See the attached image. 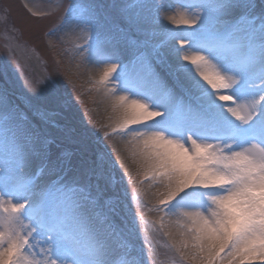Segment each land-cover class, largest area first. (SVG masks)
<instances>
[{
	"label": "rangeland",
	"instance_id": "obj_1",
	"mask_svg": "<svg viewBox=\"0 0 264 264\" xmlns=\"http://www.w3.org/2000/svg\"><path fill=\"white\" fill-rule=\"evenodd\" d=\"M176 8L193 21L165 26L162 13L177 16ZM220 10L233 14L229 22ZM169 41L198 54L231 47L237 53L228 66L242 75L193 94L172 68ZM104 46L116 57H107L112 82L84 72L89 55ZM206 57L208 65L212 56ZM258 57L264 62V0H0V264H96L86 257L91 242L107 264H261L262 192L248 181L247 203L227 196L242 175H264V164H243L238 156L229 157L234 164L217 163L196 147L197 165L180 172L182 163L159 157L145 135L161 134L156 138L168 144L178 139L177 120L189 114L202 120L192 126L194 140H205L201 132L212 125L236 128L242 145L264 146V123L244 101L258 91L250 80ZM146 74L160 85L143 80ZM146 86L179 109L158 120L159 128L118 124L101 111L109 94L145 100ZM186 96L208 113L187 108ZM213 106L230 109L219 116ZM258 131V139L248 137ZM116 138L123 139L120 147ZM223 138L230 136L210 140L222 156L221 145L233 147ZM144 154L151 163L155 155L164 160L154 168L136 164ZM26 155L29 175L19 165ZM173 175L182 183L174 190ZM194 215L215 235L226 233L223 239L206 240L209 230ZM109 241L114 249H106Z\"/></svg>",
	"mask_w": 264,
	"mask_h": 264
},
{
	"label": "bare ground",
	"instance_id": "obj_2",
	"mask_svg": "<svg viewBox=\"0 0 264 264\" xmlns=\"http://www.w3.org/2000/svg\"><path fill=\"white\" fill-rule=\"evenodd\" d=\"M179 10V11H178ZM184 9L182 8H176V13L179 15H172V13L169 12H163L162 14H165L162 17V22L165 26H174L177 25L179 22H183L185 20L191 19L193 21V17H190V13H185L183 11ZM222 14H225V21L227 23L228 20L232 17V13L226 10H220ZM178 17V18H176ZM229 18V19H228ZM229 22V21H228ZM78 26L75 25L71 32H75L77 30ZM167 51L169 54L168 57L169 59L173 62L172 68H175L177 70V73L179 75V80L181 83L184 85H187V88H192L190 90L191 93L196 94L195 90L198 89H203L206 85H212L217 83L220 79L224 78L226 80H229L230 77H232V74L235 75L238 74L240 76V73H237L236 71L233 72L231 68L228 66L229 64H232V61L235 58V49L231 47H224L222 50L216 51L213 50L214 52H208V51H203L201 52L202 54H198L196 50H187L183 49V46L181 47L180 45H174L171 41H169L166 45ZM190 47H194L193 45H190ZM186 48V47H185ZM215 53V54H214ZM212 56V60H209L207 62L208 65L213 66L212 68H208L210 66L204 64V60L207 58L206 56ZM107 57L110 58H116L114 56V53H110L109 47H100V49L94 53L89 55L87 58L88 65L85 69V73L89 74L91 77H96V79L103 78V80L112 82L114 79L112 78V73H111V68L108 64V62L112 61L109 60ZM187 59V61L183 64H178L181 60ZM109 60V61H107ZM261 58L258 57V62L256 65V68L253 70V74L251 76V81L256 85L258 91L253 90L251 94L247 95V98L244 100L245 104L248 103V107L244 104V102H237L238 106L241 108L242 111H249L252 108L253 110V115H254V120L257 121V123H264V104L261 102H264V62L261 60ZM179 66H181L182 69H179ZM147 75V74H146ZM153 75V74H152ZM143 76V80H149L152 79V84L155 85V83L159 84L154 76ZM242 75V74H241ZM131 75H128L129 77ZM136 79V78H135ZM138 79V77H137ZM150 83V82H147ZM220 83V82H219ZM218 84V83H217ZM160 85V84H159ZM158 87V86H157ZM159 89V88H158ZM207 88H205L206 90ZM161 90V89H160ZM143 91V96L146 97L144 98L145 100H142L140 97L137 96H132L129 92L124 93V97H120L116 94H109L108 97H105L104 100L100 102L101 106V111L105 113L106 115H109V119L114 120V121H119V123H124L126 125H130L132 123H143L145 125H152V129H156V127L159 128V122L158 120H161L164 117H170V113L174 111H179V109H174V102L173 101V107L169 106L168 99L163 95L160 96L158 94L157 90H151L149 86L145 87ZM163 91V89H162ZM222 91V90H221ZM219 92V91H218ZM221 93V92H219ZM105 94V93H103ZM190 94V93H189ZM192 95V94H191ZM260 95V96H259ZM186 107L189 109H197L201 110L203 113L205 112V115L208 113L207 109L205 107L200 108L199 102L195 100L193 97H187L186 96ZM147 101V102H145ZM150 101L151 103H149ZM243 101V99H242ZM261 101V102H260ZM148 103V105H146ZM243 105H245V110H243ZM197 107V108H196ZM199 107V108H198ZM172 109V110H171ZM230 108L226 107H215L213 106L212 111L214 114L224 115L225 113L229 112ZM177 111V112H178ZM233 111V110H231ZM230 111V112H231ZM187 113V110L185 111ZM210 112V109H209ZM224 112V114L221 113ZM189 113V112H188ZM195 113H199L196 112ZM211 113V112H210ZM179 123H181V127L179 128V134L176 136L178 139H173L172 138L169 140L170 142L168 144H162L160 140H158L156 137H159L161 134L158 133H153V131L147 132L145 135L150 137V147L152 150H156V153L159 157H163L165 160H170L174 163H182V166H179L180 172H187L188 173V167L191 164L197 165L198 162L195 163L194 161V156L196 154L195 148L197 147V150H201L200 152H204L206 157L213 156V158L216 159L217 163L223 162L224 160L228 163H233L231 159H229L230 156H238L239 159L241 160L243 164H245L247 161L249 162H259L258 164L263 165L264 164V146L258 147L253 144H250L249 146L242 145L240 144L241 141L239 137L243 134L242 132L238 131L236 128H231L228 129L230 130V138H225L224 141H226V144L229 142L233 145L231 149H228L224 147L226 150L223 151V146L221 145V150H222V155H218L213 151L214 149L218 148L217 144L219 143H213L211 142V138L215 136V134H218V132H221L222 130H217V127H214L212 125L209 126L208 130L205 132H201L205 140H194V137L198 134L197 130L191 131L192 126L194 125H202V120L197 119L196 116H192L188 114L184 119H178L177 120ZM263 122V123H262ZM117 123V122H116ZM197 123V124H196ZM200 123V124H199ZM190 126V127H189ZM204 128V127H203ZM186 130L188 133L191 134H186ZM226 131V130H225ZM264 132V130L262 129ZM223 132V131H222ZM221 132V133H222ZM258 131V135L254 136L253 133H250L248 137L254 138V140L258 139L261 135ZM224 133V132H223ZM222 133V134H223ZM247 135V134H244ZM153 138V139H152ZM116 145L121 146L123 139H118L116 138ZM247 142V141H246ZM207 146V147H206ZM207 148V150H206ZM205 149V150H204ZM229 151V152H228ZM203 152L201 154H203ZM199 154V153H198ZM210 155V156H209ZM158 156H153L152 157V163L146 159V155H139V158L136 161V164L138 165H145L149 166V168H154L152 164L154 163L155 165H158L156 161L159 163H162L164 159L159 158ZM234 164V163H233ZM22 169L27 171L29 175V168L31 166V158L30 155H26L23 157L22 162L19 164ZM182 167H185L186 169H183ZM240 173L243 174L242 168L239 166ZM177 175V174H176ZM177 176L173 175L169 177L170 181V188L174 190V187H180L182 183L179 182ZM187 179H189L187 177ZM191 179V178H190ZM181 180V179H180ZM250 181L252 184H255L258 186V189L261 194V199L264 201V175L257 176L255 178L249 177L246 174L241 176V180H238V183L234 185V187L231 189V193L229 192L230 195L227 196V198H230L234 202H236L239 199H242V202L248 201V198L245 191L244 187L246 184ZM240 185V186H239ZM247 191V190H246ZM249 193V192H248ZM221 199L226 198L225 197H220ZM224 200V199H223ZM237 204H240L237 202ZM189 212V211H187ZM190 214L194 213L189 212ZM193 215V214H192ZM193 220L198 224L199 227H204L206 230L208 229L209 231L205 232V239L208 241H213L217 244L218 240L221 241L223 239L222 236H225L226 233H224L220 237L218 235H215L213 232L214 229L208 228V226L205 224V222L198 217H192ZM231 227L240 229L241 226L233 225ZM174 235L176 229H173ZM248 238L250 236L248 235ZM248 238L244 239L245 241L248 240ZM220 244V242L218 243ZM106 246L109 247L106 249H114L113 243L111 241L106 243ZM91 252H90V250ZM89 250V253L86 255V257L90 260V258H93L96 264H107L109 263V260L106 255H104V251L102 249H99L98 246L97 248L94 246V244L91 242L90 244L87 245L86 251ZM91 256V257H88ZM262 259H260L261 264H264V255H262ZM85 255L81 256V259L83 262H88L86 261ZM248 262H251V264H256L252 260H248ZM89 264V263H87Z\"/></svg>",
	"mask_w": 264,
	"mask_h": 264
}]
</instances>
